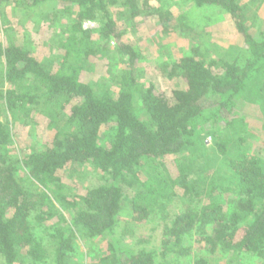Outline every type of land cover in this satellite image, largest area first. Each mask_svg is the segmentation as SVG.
<instances>
[{"label": "trees", "instance_id": "1", "mask_svg": "<svg viewBox=\"0 0 264 264\" xmlns=\"http://www.w3.org/2000/svg\"><path fill=\"white\" fill-rule=\"evenodd\" d=\"M9 1L0 0V6ZM191 1L226 12L245 46L223 61L221 69H216L217 60L204 59L194 48L168 72L169 78L184 77L186 85L166 94L152 84L139 83L141 55L123 40L108 8L117 0H28L33 6L51 3L52 18L58 4L74 5L78 13L61 31L65 53L53 68V63L46 66L23 46L0 44L6 63L0 88V256L5 264L47 263L51 256V264H70L77 230L89 238L111 237L101 264H157L160 255L188 256L183 244L192 232L212 252L236 258L250 255L264 264V160L245 149V138L235 134L245 124L244 104L259 105L264 119V27L253 31L242 0ZM122 2L131 17L145 15L138 0ZM98 17L97 29L83 26L84 20ZM47 18L56 22L49 14ZM106 53L107 74L113 82L84 81L82 73L93 70L90 58ZM15 112L27 118L40 113L56 128L53 138L32 146L22 160L8 147L6 115ZM110 123L114 135L104 145L101 128ZM206 133L213 134L226 164L211 175L208 201L191 180L190 165L180 158H174L169 169L161 165L164 158L201 144ZM71 163H91L104 174V183L71 196L59 175ZM20 164L38 183V190L19 181ZM229 180L225 188L232 189L235 198L226 207L213 193ZM178 186L184 189L183 197L192 199L164 225L160 249L128 252L116 244L114 232L124 207L137 221L157 212L166 219ZM32 220L53 222V250L36 237ZM195 264L208 263L201 257Z\"/></svg>", "mask_w": 264, "mask_h": 264}, {"label": "rangeland", "instance_id": "2", "mask_svg": "<svg viewBox=\"0 0 264 264\" xmlns=\"http://www.w3.org/2000/svg\"><path fill=\"white\" fill-rule=\"evenodd\" d=\"M117 1L115 4L110 3L108 8L123 34V40L136 47L141 55L142 73L139 83L144 86L152 84L166 94H171L173 89L186 85L184 77L178 75L169 78L168 72L176 69L180 57L189 54L194 48H199L204 59L217 60L219 64L216 69H221L223 61L233 58L245 46L244 38L237 32L234 22L219 7L197 6L191 0H138L145 15L133 18L130 16L129 7L123 4V0ZM242 2L253 31L256 32L264 27V0H242ZM51 8V3L33 6L28 0H11L2 4L0 6V44L15 43L23 46L46 66L53 63L51 67L53 68V65L58 64L57 58L65 53V50L60 47V43L65 39L61 31L72 18L77 17L78 7L58 4L55 7V10L58 9L57 15L53 17L56 22L47 18L48 14L52 18L55 13L51 11ZM159 14L167 20L161 21ZM100 20L101 17L95 20L86 19L83 21V26L97 29L100 27ZM96 37L97 35L94 34L93 39ZM108 60L107 53L90 58L89 69L92 67L93 70L84 71L82 79L94 81V83L113 82V78L107 74L110 67ZM5 65V59L0 54V88H4ZM103 76H107L108 79H100ZM112 86L116 89V85ZM242 110L245 124L237 127V133L234 132L245 138V149L264 160V119L261 109L257 104L247 103L242 106ZM15 114L17 115V112L6 115L11 134L8 147L12 155L22 160L32 146H42L53 138L56 128H51L49 119L40 113L33 114L32 118L18 117L23 113L17 116ZM113 135V123L104 125L101 128L100 142L104 145L108 144ZM233 143H230V149ZM230 154L234 155L232 151ZM174 158H180L190 165L191 180L195 181L196 188L204 193V201L207 200L211 175L216 174L215 171L219 174L226 165L223 162V155L216 148L213 134L206 133L202 137L201 144L164 158L161 165L169 169ZM170 172L172 173L171 170ZM59 175L68 185L71 196L83 194L88 188L104 183L105 179L104 174L91 163L82 166L71 163L61 169ZM141 177L142 179L147 177L143 171H141ZM17 178L26 188L32 190L40 188L22 164L19 165ZM227 184L230 185L231 180L213 193L215 198L222 201L226 207L229 201L235 198L232 189L226 190ZM126 191L130 196L132 195L131 190ZM175 192L169 217L166 219L157 212L156 216L148 220L137 221L133 219L130 209L124 207L114 232L116 244L128 252L160 249L164 237V225L170 222L176 212L184 209L185 205L191 202L188 198L192 199L191 195L183 197L182 187H176ZM196 201H192L193 204H196ZM32 224L36 237L49 250H53L51 237L53 222L46 221L38 224L32 220ZM110 240L111 237L89 238L82 230H77L74 251L69 257L70 264H101L100 259L106 253ZM183 245L188 249V256L170 254L164 258L160 255L157 264H195L201 257L208 264H262L259 258L250 255L236 258L232 253L225 254L220 250L212 252L196 232L186 237ZM51 261L52 256L47 263L39 264H51ZM0 264H5L2 256H0ZM26 264L31 263L27 261Z\"/></svg>", "mask_w": 264, "mask_h": 264}]
</instances>
